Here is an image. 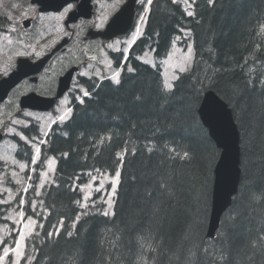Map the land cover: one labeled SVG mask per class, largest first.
<instances>
[{
	"label": "trees",
	"instance_id": "trees-1",
	"mask_svg": "<svg viewBox=\"0 0 264 264\" xmlns=\"http://www.w3.org/2000/svg\"><path fill=\"white\" fill-rule=\"evenodd\" d=\"M181 1L152 0L127 59L112 54L119 82L84 80L91 95L52 127L27 208L49 157L57 159L55 185L42 191L22 264L30 256V264H264V0H189L191 16ZM185 28L193 61L166 91L161 65L139 57L150 51L162 60ZM208 90L232 109L241 137L239 192L214 240L206 233L220 150L198 114ZM23 132L40 136L36 125ZM18 148L17 159L30 164L33 147L18 140ZM92 171L120 173L112 215L80 206Z\"/></svg>",
	"mask_w": 264,
	"mask_h": 264
},
{
	"label": "rangeland",
	"instance_id": "rangeland-1",
	"mask_svg": "<svg viewBox=\"0 0 264 264\" xmlns=\"http://www.w3.org/2000/svg\"><path fill=\"white\" fill-rule=\"evenodd\" d=\"M111 1L98 0L101 18L116 11L120 5L118 1L113 3ZM143 1L139 0L138 5H142ZM30 2L31 0H0V14L3 17L0 22V78L15 70L19 59H37L41 55L47 54L63 37L73 34V30L66 29L73 27V24L65 26L66 17L72 8L57 14L40 15L37 12V17H34L33 14L37 7L32 6ZM120 2L122 3L124 0ZM183 3L188 13L191 12V4L186 1ZM145 14V10L141 12L136 23V28L142 23L140 33L135 28V34L129 39H120L103 47L98 60L94 58L87 66H84L80 53H75L80 49L77 41L68 53L59 55L52 61L51 67L49 66L45 70L38 86L23 84L1 106L0 132L4 138L0 140V161L2 163L0 165V220L2 221L0 223V246L6 243V240L9 244L6 245L3 255L0 256V264H22L24 262L28 240L31 239L38 226L35 216L42 211L43 201L40 200L42 191L47 186L55 185L57 161L51 157L40 164V167L43 169L45 167V169L40 173L34 195H31L32 205L27 208L26 194L33 187V175L41 159V145L42 143L43 145L47 144L46 140L53 124H64L69 119L73 100L81 102L90 93L80 86L81 83H78L77 79L69 96L61 99L49 113L25 112L21 114L20 98L31 90H36L39 93H47L52 90L57 84L59 75L72 65L82 68L81 75H84L89 81L111 79L117 83L120 71L113 67L110 54L106 52L116 53L122 50L127 53L134 43L135 37L142 33L146 20ZM30 17L35 18V24L30 29H25L22 22L31 19ZM263 30L264 27L262 28L264 36ZM184 37L189 39L188 31H184ZM180 41L181 39H177L176 43H173L171 51L163 61L164 85L167 90L172 89L179 73L189 69L193 56L192 43H188V47L184 49L180 45ZM140 60L152 66L157 64L156 58L150 53L141 56ZM168 85L172 87L169 88ZM32 125L39 127L43 138L26 139L23 130ZM18 140L33 147L34 155L30 164L16 158L19 149L18 144L16 145ZM119 175L117 173L116 176L111 177L101 171L89 172L88 182L80 188L83 195V201L80 203L82 209L99 205L104 208V213L112 215L120 181ZM21 192H23V196L20 203L17 202V197ZM12 234L15 235V239ZM99 256L102 257L101 253ZM31 261L32 256L28 258L26 264H30ZM141 262L146 263V259Z\"/></svg>",
	"mask_w": 264,
	"mask_h": 264
},
{
	"label": "water",
	"instance_id": "water-1",
	"mask_svg": "<svg viewBox=\"0 0 264 264\" xmlns=\"http://www.w3.org/2000/svg\"><path fill=\"white\" fill-rule=\"evenodd\" d=\"M73 1L75 0H33V3H38L44 11H59ZM136 2L137 0H127L122 9L112 18L107 29L97 33L96 36L111 40L127 34L133 24ZM25 27H29V21L25 23ZM42 68V64L33 65L26 60H20L17 71L0 81V104L24 78L39 73ZM73 74L74 70H71L61 79L55 99H46L31 94L22 98L21 106L41 111L51 110L55 101L69 90ZM198 113L210 137L221 151L214 172L212 209L207 231V237L214 239L220 228L222 216L232 205L233 197L239 190L242 177L240 132L232 109L212 90L205 93ZM2 138L0 134V140Z\"/></svg>",
	"mask_w": 264,
	"mask_h": 264
},
{
	"label": "flooded vegetation",
	"instance_id": "flooded-vegetation-1",
	"mask_svg": "<svg viewBox=\"0 0 264 264\" xmlns=\"http://www.w3.org/2000/svg\"><path fill=\"white\" fill-rule=\"evenodd\" d=\"M118 1L120 3V5L118 6V8L116 9V11H114L113 13L109 14L107 17L105 18H101L100 16V12L98 10V0H93L92 2V9L90 11L89 9V4L87 3H82V0H77L76 2L71 3L69 6L64 7L60 12H64L66 11L68 8H72V10L69 11L68 16L66 17V19L70 18L75 14L78 15V19L73 24V27H68L66 25V29L68 30H73V34H71V36H66L63 37L57 44L55 47H57V45L64 39H66V43H67V47L66 49H61L59 50L57 53H52V57L50 58L49 62L45 65V67L42 69V71L35 75V76H31L28 78H25L24 81L21 83H28L30 85L34 84L35 87L38 86L41 82V77L43 76L45 70L52 64V61L59 55H63L64 53H68L71 48L77 43V41L79 42V46L80 49L75 52V53H80L82 59H83V64L84 66H87L89 62H92V60L94 58H97L98 60V56L100 55V50L101 47H104L105 45L111 43V42H106L105 40H103L102 38H88L89 34L90 35H94V33L96 32H101L104 31L107 24L109 23L111 17L119 10V8L121 7V5L125 2H120L121 0H112L111 3ZM32 6H37V5H32ZM83 6V10H79V8ZM138 8V5L136 6V9ZM43 8L40 7L39 5L37 6V10L34 11V17H37V12L40 15H44V14H57V13H53V12H43L42 10ZM75 10V11H74ZM73 11V12H72ZM72 12V13H71ZM88 15H91L90 17ZM136 17V15H135ZM31 19H35V18H31ZM116 41V40H113ZM54 47V48H55ZM52 48L51 50H49L47 52V54H43L41 55L39 58L35 59H30L32 60V62H38L40 60H42L44 57H46L47 55L51 54V51H53ZM72 57V56H71ZM73 58V57H72ZM18 63V62H17ZM95 66V65H93ZM51 67V66H50ZM76 68L77 69V73H75L74 78L72 80V86H74L76 80L78 79V83L85 80L86 77L84 75H81V71L82 68H80L79 66L76 65H72L71 67H68L67 70H65L62 74L59 75L58 77V81L56 86L48 91L47 93H39L36 90H31L30 92H28L26 95L31 94V93H35L38 94L40 96L43 97H47V98H52L56 95L57 93V89L59 87V83L60 80L63 76H65L71 69ZM17 69V68H16ZM25 96V95H23ZM22 96V97H23ZM21 97V98H22ZM20 98V100H21ZM20 104V101H19ZM31 110V109H30ZM21 110V114L25 113V112H35V113H40L39 111H35V110Z\"/></svg>",
	"mask_w": 264,
	"mask_h": 264
},
{
	"label": "bare ground",
	"instance_id": "bare-ground-1",
	"mask_svg": "<svg viewBox=\"0 0 264 264\" xmlns=\"http://www.w3.org/2000/svg\"><path fill=\"white\" fill-rule=\"evenodd\" d=\"M263 31H264V30H263ZM263 38H264V37H263ZM252 49H253V48H252ZM251 51H252V50H251ZM262 52H263V51H262ZM245 53H246V52H245ZM251 54H252V53H251ZM242 55H243V54H242ZM249 56H250V55H249ZM253 56H254V55H253ZM245 58H246V57H245ZM263 58H264V57H263ZM240 59H241V58H240ZM240 61H241V60H240ZM242 66H243V65H242ZM258 68H259V67H258ZM246 69H247V68H246ZM255 70H256V69H255ZM248 74H249V73H248ZM248 76H249V75H248ZM256 76H257V75H256ZM256 76H255V77H256ZM228 106H229V105H228ZM234 117H235V116H234ZM212 150H213V149H212ZM246 155H247V154H246ZM213 157H214V156H213ZM192 176H193V175H192ZM177 182H178V181H177ZM188 191H189V190H188ZM167 199H168V198H167ZM192 215H193V214H192ZM153 233H154V232H153ZM157 233H158V232H157ZM157 233H156V234H157ZM217 234H218V233H217ZM155 237H156V236H155ZM142 249H143V248H142ZM141 252H142V251H141ZM141 252H140V253H141ZM143 254H144V253H143ZM137 255H138V254H137ZM131 257H132V256H131ZM130 260H131V259H130ZM134 264H135V263H134Z\"/></svg>",
	"mask_w": 264,
	"mask_h": 264
},
{
	"label": "snow or ice",
	"instance_id": "snow-or-ice-1",
	"mask_svg": "<svg viewBox=\"0 0 264 264\" xmlns=\"http://www.w3.org/2000/svg\"><path fill=\"white\" fill-rule=\"evenodd\" d=\"M151 2V0H149V3ZM189 15H192V13L191 12H189ZM119 81H117V83H118ZM168 87L169 88H171L172 86L171 85H168ZM85 95H87V93H85ZM37 151H39L38 149H37ZM105 215H108V213H105Z\"/></svg>",
	"mask_w": 264,
	"mask_h": 264
}]
</instances>
